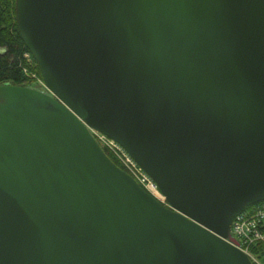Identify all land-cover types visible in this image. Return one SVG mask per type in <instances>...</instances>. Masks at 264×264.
Wrapping results in <instances>:
<instances>
[{
  "label": "water",
  "instance_id": "water-1",
  "mask_svg": "<svg viewBox=\"0 0 264 264\" xmlns=\"http://www.w3.org/2000/svg\"><path fill=\"white\" fill-rule=\"evenodd\" d=\"M48 92L0 85V264H252L264 0H15ZM122 145L173 210L88 127Z\"/></svg>",
  "mask_w": 264,
  "mask_h": 264
},
{
  "label": "built area",
  "instance_id": "built-area-1",
  "mask_svg": "<svg viewBox=\"0 0 264 264\" xmlns=\"http://www.w3.org/2000/svg\"><path fill=\"white\" fill-rule=\"evenodd\" d=\"M31 57L32 55H26L28 62L32 65ZM28 71L26 70L29 79L37 77L34 72L29 73ZM39 80L38 82L47 89L43 79ZM88 128L101 148L109 153L149 195L164 207L173 209L157 183L139 166L123 146L107 135ZM231 232L236 241L231 243L233 246L245 253L253 264H264V202L256 205L252 210L247 209L236 215Z\"/></svg>",
  "mask_w": 264,
  "mask_h": 264
},
{
  "label": "trees",
  "instance_id": "trees-1",
  "mask_svg": "<svg viewBox=\"0 0 264 264\" xmlns=\"http://www.w3.org/2000/svg\"><path fill=\"white\" fill-rule=\"evenodd\" d=\"M26 55L31 56V53L17 27L15 0H0V85L36 88L31 84L26 70L29 73L37 72L41 77L42 75L33 57L34 67L28 62ZM110 158L120 167L112 156Z\"/></svg>",
  "mask_w": 264,
  "mask_h": 264
},
{
  "label": "rangeland",
  "instance_id": "rangeland-1",
  "mask_svg": "<svg viewBox=\"0 0 264 264\" xmlns=\"http://www.w3.org/2000/svg\"><path fill=\"white\" fill-rule=\"evenodd\" d=\"M32 65H33V63H32ZM33 67H34V65H33ZM35 74L37 75L38 78L36 77V78L30 79L31 84H33L34 86H36V88H38L42 91H47L45 89V87H43V85L40 82H38V81H40L39 79H42V77L37 72Z\"/></svg>",
  "mask_w": 264,
  "mask_h": 264
}]
</instances>
